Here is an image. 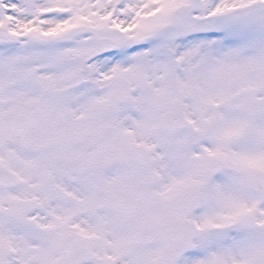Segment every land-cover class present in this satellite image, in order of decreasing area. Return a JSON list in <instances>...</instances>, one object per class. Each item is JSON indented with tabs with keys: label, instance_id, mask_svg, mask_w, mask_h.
<instances>
[{
	"label": "snow or ice",
	"instance_id": "6c2138e0",
	"mask_svg": "<svg viewBox=\"0 0 264 264\" xmlns=\"http://www.w3.org/2000/svg\"><path fill=\"white\" fill-rule=\"evenodd\" d=\"M0 264H264V0H0Z\"/></svg>",
	"mask_w": 264,
	"mask_h": 264
}]
</instances>
